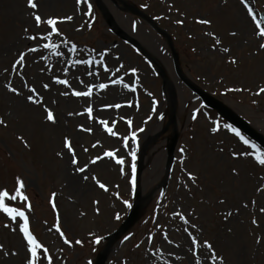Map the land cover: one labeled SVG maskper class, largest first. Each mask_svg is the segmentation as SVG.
Listing matches in <instances>:
<instances>
[{"label":"rangeland","instance_id":"obj_1","mask_svg":"<svg viewBox=\"0 0 264 264\" xmlns=\"http://www.w3.org/2000/svg\"><path fill=\"white\" fill-rule=\"evenodd\" d=\"M126 1L178 43L190 80L264 137V0ZM100 2L177 93L176 127L143 162L150 196L105 264H264V152L185 92L147 22ZM92 3L0 0V264H94L134 204L141 145L165 122L160 79ZM49 41L60 49L45 52ZM79 82L81 101L69 95ZM82 108L102 112L90 122Z\"/></svg>","mask_w":264,"mask_h":264},{"label":"water","instance_id":"obj_2","mask_svg":"<svg viewBox=\"0 0 264 264\" xmlns=\"http://www.w3.org/2000/svg\"><path fill=\"white\" fill-rule=\"evenodd\" d=\"M127 9L130 10L131 12L136 13L137 15H141L139 12H137L136 10H134L133 8H131L130 6H127ZM104 17L108 23V25L113 29L114 33L121 37L124 40H128L129 38L122 33V31H120L114 21L112 20L111 16L108 13H104ZM130 42L134 43V41L130 40ZM207 103L217 109L228 121H230L232 124H234L236 127H238L239 129L243 130L244 133H246L248 136H250L252 139H254L261 147L264 148V140L258 136L257 134H255L253 131H251L243 122H241L237 117H235L233 114H231L228 110H226L225 108H223L221 105H219L218 103L208 99ZM171 106H172V112H171V117L170 120L166 126V128L163 130V132H165L167 130V128L170 126V124H174L175 123V116H174V109H175V101L174 98H172L171 100ZM162 132V133H163ZM160 136V134H157L156 136H154L153 138L148 139L147 143L144 145L143 149H142V153H141V159H140V163H139V172H138V176H140V173L142 171V159L148 149V147L155 143V141L157 140V138ZM176 143V137L172 140L171 145L169 147L168 150V164H170V162L173 159V149H174V145ZM136 198H137V202L136 205L134 207V209L132 210L131 214L129 215V217L127 218V220L125 221V223L122 225V227L112 236L109 237V243L105 249V251L102 253V255L98 258L96 264H103L106 260L107 254H108V250L110 248V245L112 244L113 240L120 234L124 233L127 229H129V227L134 223V221L137 218L138 212L141 208V205L144 201V199H142L140 197V193L137 190L136 192Z\"/></svg>","mask_w":264,"mask_h":264},{"label":"bare ground","instance_id":"obj_3","mask_svg":"<svg viewBox=\"0 0 264 264\" xmlns=\"http://www.w3.org/2000/svg\"><path fill=\"white\" fill-rule=\"evenodd\" d=\"M240 7L246 13V11H247L246 4H244V3L243 4H240ZM13 12H14V15H16V17L19 15V10L16 9V7H15V9H13ZM253 28L255 30V35L258 36L259 35V31H257L255 29V27H253ZM13 43L16 44V45L21 44V42H19V41L13 42ZM40 47H42V49L45 50V52H47V53L50 52L52 54L55 50H59L60 49L61 44L60 43L53 44V43H51L49 41V42L42 43ZM62 74H63V76L68 77V75H69V69L68 68H65ZM71 79H76V77L71 76ZM79 79L80 78H77V80H79ZM59 83L65 84V81L59 80ZM85 85L83 83L79 82L78 83V86L76 88V91H71L69 93L70 97H72L73 99H76L78 101H81L82 99H84L85 96H86V93H87L86 90L87 91L90 90L89 85H86V86ZM29 99H30V101L32 103H34L35 101H37L36 100L37 99L36 97H30ZM93 110H94L93 108H88V109L82 108L81 110H78V114H79V116H85V117H87L89 119H92V120H90V122H92V121H94V120L97 119V118H95L93 116L95 114H101L100 112H102L99 109H97L100 112H95L94 115H93V112H94Z\"/></svg>","mask_w":264,"mask_h":264},{"label":"flooded vegetation","instance_id":"obj_4","mask_svg":"<svg viewBox=\"0 0 264 264\" xmlns=\"http://www.w3.org/2000/svg\"><path fill=\"white\" fill-rule=\"evenodd\" d=\"M186 72H188V71L186 70Z\"/></svg>","mask_w":264,"mask_h":264}]
</instances>
